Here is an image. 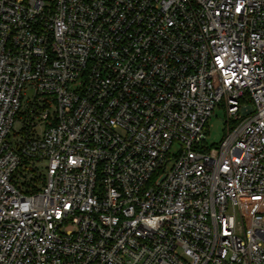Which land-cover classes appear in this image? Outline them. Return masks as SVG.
Returning a JSON list of instances; mask_svg holds the SVG:
<instances>
[{"label":"built area","instance_id":"2783aa9c","mask_svg":"<svg viewBox=\"0 0 264 264\" xmlns=\"http://www.w3.org/2000/svg\"><path fill=\"white\" fill-rule=\"evenodd\" d=\"M0 264H264V0H0Z\"/></svg>","mask_w":264,"mask_h":264},{"label":"rangeland","instance_id":"374dc122","mask_svg":"<svg viewBox=\"0 0 264 264\" xmlns=\"http://www.w3.org/2000/svg\"><path fill=\"white\" fill-rule=\"evenodd\" d=\"M33 92L27 93L28 97H32ZM226 129V112L222 106L216 107L207 122L206 127V144L208 147H217L224 137ZM177 149V146L173 148V151ZM173 164V161L169 162L166 169L169 171Z\"/></svg>","mask_w":264,"mask_h":264},{"label":"snow or ice","instance_id":"6c2138e0","mask_svg":"<svg viewBox=\"0 0 264 264\" xmlns=\"http://www.w3.org/2000/svg\"><path fill=\"white\" fill-rule=\"evenodd\" d=\"M237 11L239 12V11H240V9L238 8V9H237Z\"/></svg>","mask_w":264,"mask_h":264}]
</instances>
